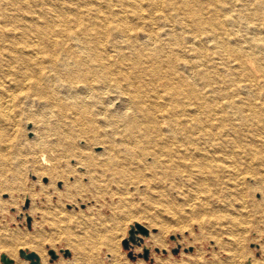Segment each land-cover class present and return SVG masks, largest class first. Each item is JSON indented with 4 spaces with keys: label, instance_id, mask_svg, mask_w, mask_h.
<instances>
[{
    "label": "bare ground",
    "instance_id": "bare-ground-1",
    "mask_svg": "<svg viewBox=\"0 0 264 264\" xmlns=\"http://www.w3.org/2000/svg\"><path fill=\"white\" fill-rule=\"evenodd\" d=\"M20 118L32 127L19 131ZM0 171V209L26 200L41 218L33 232L0 224L2 264H23L19 248L39 264H102L100 245L109 264H129L125 216L148 230L142 249L168 250L170 232L200 244L171 264H264L242 256L241 240L249 227L264 233V0H0ZM105 195L116 199L109 217L75 212ZM66 216L79 228L71 256L49 263L58 247L44 224ZM210 238L225 258L205 257Z\"/></svg>",
    "mask_w": 264,
    "mask_h": 264
},
{
    "label": "rangeland",
    "instance_id": "rangeland-1",
    "mask_svg": "<svg viewBox=\"0 0 264 264\" xmlns=\"http://www.w3.org/2000/svg\"><path fill=\"white\" fill-rule=\"evenodd\" d=\"M23 119L20 118L19 121H18L19 122L18 129L21 132H23L24 130L30 129L32 127V124H33V121H31L32 119H29L28 122H30V123H25V119L24 120ZM10 133L12 134V131ZM33 137H34V134L33 133H26L25 134V138L28 139V140H31ZM81 145H82V143H81ZM100 150H101L100 147H93V151H95V152L100 151ZM70 163H71V161H70ZM29 167H31L30 166V163L27 162L25 164V166H24V168H26V170H25L26 172L25 173H27L26 174V177H27L26 185L27 186L30 185L29 184L30 180H34L35 179L34 176L29 175V169H30ZM1 174H3V173L0 171V177H1ZM47 182H48V180L45 178V180H43L42 183L44 184V183H47ZM168 183H169V185H168ZM101 185L104 188L107 186V185L105 186V184L104 185L101 184ZM163 185L165 186V189L170 194L172 193V195H176L174 186L173 185L171 186L170 185V182L168 180H166L165 181V184L163 183ZM38 186L39 185H33V189L34 190H38V188H39ZM61 186H62V182H60V181L56 182L55 187L57 189L62 188ZM111 186L114 187V185H110V187ZM172 190H173L174 193L172 192ZM129 195L132 196V198ZM129 195H128V197L131 200H133V202L137 206H139V207L145 206V202H144V200L142 198H139L136 194H131L130 193ZM256 196L258 197V193L255 194V197ZM1 198L2 199H7L8 198V193L7 194L6 193L2 194L1 195ZM52 200H53V202H56V197L54 196L52 198ZM94 200L95 199H93V198H92V200L86 198V199H84L80 203H79V200H78L76 202L77 203V207L74 208L75 212L78 211V210H79V212L82 211V210H86L87 209L86 207H88L89 205H91L92 208L94 207L93 208L94 211L95 210L97 211V209H99V212L103 214L102 216H104V217H107L108 216L109 217V215L112 214L113 209L116 208V202H115L116 199L112 201V200H110V197L107 196V195H105L104 198H101L100 197L97 200H95V201ZM40 201H41V203H40ZM44 202H46L45 199H43L42 197H40L38 199V202H36V204H37V206H40ZM62 203H63L62 206H63V208L65 210H68V209L74 207V205L72 203L68 202V201H63ZM112 203H113V205H112ZM4 206H5V208H4ZM4 206H3L2 209H0V224H7L9 229H11V228H13V229L18 228V229H24L27 232H33V231L39 229V225H37V224L40 222V219L41 218L39 216L40 213L37 212V211L33 215V220L35 221L36 224L32 220V216L31 217L29 216V219H30V227L29 228L27 227V223H26L27 215H26V213L29 210V206H30V203L28 201L26 202V200H25V201H23L21 203L19 201V203H18L19 210L18 211L12 205H11V207H8V202L7 201H6V203H5ZM24 216H26V217H24ZM65 218H67V216L62 218L63 221L59 224V226L54 225V224L50 225V223H48V222H46L44 224V230L45 231H49V233L51 235V240L53 241V243L55 241V244L58 247L57 257L55 259H53V260H50L51 259V256L49 255V253L47 251V261L49 263H56V262H59L60 260H65V259H67V258H69L71 256L70 251L68 249L67 250L69 251V255H67V256H63V254H62V252L60 250L61 249L64 250L65 249V246H67V242L66 241L68 239V233L69 234L72 233L70 235H76L77 232L79 233V228L76 227L75 223L67 222L66 220L64 221ZM129 218H131V217L130 216H125L124 218H122V220H123L124 223L121 221L123 223V224L121 223V229L123 228V230L122 231L120 230L117 233V237L118 238H121V239L118 240V243H119L118 244L119 251L124 253V256H125V258H126V260H127V262L129 264H135L138 259L143 260V262H145L146 264H154L155 263V260L154 259L157 256H159V255H160V257H159L160 259H162L165 262L168 261V263H170V264L171 263H181V262H184L185 260H187V258L190 257L191 255H193L194 254V251L196 250V248H200V244L199 243H196L195 245H190V246H188V245L187 246L186 245H181V246L178 247L177 253H173L172 252V249L175 248V247H177L178 245L176 244V240L174 241V238L171 239L172 236H176L175 235L176 233L170 232V233H168L165 236V242L167 243L168 250H166L164 253H162V252H159V251H155V249H154L155 247H151L150 248L149 245H146L147 246L146 248L149 247L151 249L150 250L148 248L149 249L148 258L147 259H144L143 257H137V255H136L137 253H142L143 252L142 247L145 246L144 245L145 242L148 241V235L147 236H143V235H140L139 234L142 237V241L140 243L134 244V243L129 242L128 249L124 248L123 245H122V241L125 238L128 237V230H129V227L132 225V224H130V219ZM261 218H262V220H264V212L261 214ZM124 231H125V236L122 239V237H119V236H123L121 234L124 233ZM151 231L153 233H155L157 230L155 229V227H153V228H151ZM193 232L194 233H198L197 225H194L193 226ZM184 235L189 239L188 241H191V237H190V235L188 233V230L184 231ZM177 237H178V235H177ZM223 238H225L224 240L227 239L226 236H223ZM241 240L243 241L242 242V246L244 247V251H245V254L243 253L242 256L247 255V253H249L248 254V256H249L250 255V252H251V256H253V258H256L257 262H259L263 258V256H264V254H262L261 251H260V249H259L261 242L264 243V241H263L264 240V233L263 234H258L255 228H253V227L250 228L249 227L246 230L245 233H242L241 234ZM213 243L214 242H213V240L211 238L204 240L201 248L203 250L205 249L204 250L205 257L207 259H209L211 252L218 251L219 254H220V256L222 258H225L226 257V251L220 250L218 248V246L217 245H214ZM62 247H64V248H62ZM139 247H140V249H138ZM186 247H191L192 250L191 251H184V248H186ZM20 250H23L25 252H29L30 250L25 249V248H21V249L19 248L18 251H17L18 258L24 262L23 264H29V261L27 259H25L23 256L20 255V253H19ZM129 251L132 252L133 255L136 256L135 259H131L128 256L127 253ZM97 253H98L97 258H98V260H100V262L102 264L109 263V260L107 258H105V256H108L107 250H106V247L105 246L100 245L98 247V249H97ZM1 254H5V253H1ZM243 263L244 264H250V261L249 260L248 261H244ZM0 264H2V263H0Z\"/></svg>",
    "mask_w": 264,
    "mask_h": 264
},
{
    "label": "water",
    "instance_id": "water-1",
    "mask_svg": "<svg viewBox=\"0 0 264 264\" xmlns=\"http://www.w3.org/2000/svg\"><path fill=\"white\" fill-rule=\"evenodd\" d=\"M26 223H27V227L29 228L30 227V219H29V216H27V220H26ZM143 235V236H147L148 235V230L146 228H144L143 226L139 225V224H134L131 225L129 227V230H128V237L125 238L123 241H122V245L124 248L128 249V246H129V242L131 243H140L142 241V237L140 235ZM174 237L172 236L171 239H173ZM178 247H175L172 249V252L173 253H177L178 251ZM155 251H159V249L157 247L154 248ZM192 248L191 247H186L184 248V251H191ZM63 254V256H67L69 255V251L67 249H61L60 250ZM166 250H162L161 252L164 253ZM20 255L23 256L25 259H27L29 261V264H39V258L37 256V254H35L34 252L32 251H29V252H25L23 250H20L19 251ZM48 253L49 255L51 256V259L50 260H53L57 257V253H55L52 249H49L48 250ZM128 256L131 258V259H135V255H133L132 252H128L127 253ZM148 254H149V249L144 247L143 248V252L142 253H137V257H143L144 259H147L148 258ZM13 262V260H12ZM4 264V263H3ZM106 264H109V263H106Z\"/></svg>",
    "mask_w": 264,
    "mask_h": 264
}]
</instances>
